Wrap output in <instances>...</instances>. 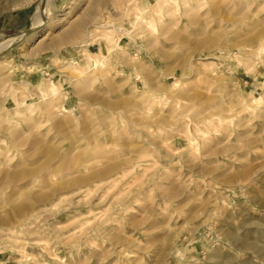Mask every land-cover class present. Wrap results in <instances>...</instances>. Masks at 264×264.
Returning a JSON list of instances; mask_svg holds the SVG:
<instances>
[{
  "label": "rangeland",
  "instance_id": "obj_1",
  "mask_svg": "<svg viewBox=\"0 0 264 264\" xmlns=\"http://www.w3.org/2000/svg\"><path fill=\"white\" fill-rule=\"evenodd\" d=\"M0 264H264V0H0Z\"/></svg>",
  "mask_w": 264,
  "mask_h": 264
},
{
  "label": "bare ground",
  "instance_id": "obj_2",
  "mask_svg": "<svg viewBox=\"0 0 264 264\" xmlns=\"http://www.w3.org/2000/svg\"><path fill=\"white\" fill-rule=\"evenodd\" d=\"M44 2V1H43ZM43 4V3H42ZM48 3L46 1L45 4H43V6L41 8H38V11H37V14H36V17H35V28H39L40 26L44 25L46 20H48L49 16H50V12L48 11ZM25 38L24 36H21V37H17L11 41L7 40L5 43L7 44L8 42H12V41H19L21 39ZM4 44V43H3ZM11 46V45H10ZM3 48V47H2ZM1 48V49H2ZM7 49V48H6ZM4 50V49H3ZM73 66H75L74 64H71Z\"/></svg>",
  "mask_w": 264,
  "mask_h": 264
}]
</instances>
